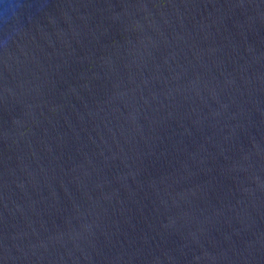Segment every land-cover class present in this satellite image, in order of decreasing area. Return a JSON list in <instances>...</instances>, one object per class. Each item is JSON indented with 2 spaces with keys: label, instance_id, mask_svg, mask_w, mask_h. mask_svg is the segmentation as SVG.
<instances>
[{
  "label": "water",
  "instance_id": "water-1",
  "mask_svg": "<svg viewBox=\"0 0 264 264\" xmlns=\"http://www.w3.org/2000/svg\"><path fill=\"white\" fill-rule=\"evenodd\" d=\"M0 264H264V0H0Z\"/></svg>",
  "mask_w": 264,
  "mask_h": 264
}]
</instances>
